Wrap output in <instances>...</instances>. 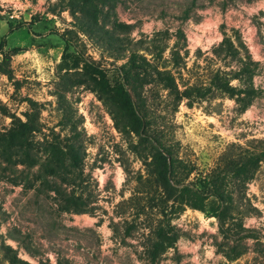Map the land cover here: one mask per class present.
Returning <instances> with one entry per match:
<instances>
[{"label":"rangeland","instance_id":"obj_1","mask_svg":"<svg viewBox=\"0 0 264 264\" xmlns=\"http://www.w3.org/2000/svg\"><path fill=\"white\" fill-rule=\"evenodd\" d=\"M103 12L107 29L120 24L114 35L124 48L150 58L149 40L157 50L164 46L161 60L175 75L170 58L178 50L190 70L181 71L184 79L209 73L217 65L209 59L211 48L224 34L239 35L258 62L252 82L259 94L243 111L217 91L190 105L182 100L175 111L161 86H145L144 96L153 129L194 165L189 180L222 156L258 148L264 139V0H115ZM3 37L0 134L12 119L24 120L31 99L40 116L33 136L38 154L43 151L39 163L44 143L73 145L78 162L69 166L67 154L66 167L49 175L39 164H9L0 156V245L33 264H264V160L235 197V219L222 229L208 211L170 213L150 158L133 133L116 125L108 103L114 66L128 54L113 59L78 29L61 0H0ZM63 110L72 114L70 123ZM160 226L165 237L157 239ZM156 240L163 247L150 261ZM1 248L0 264H6Z\"/></svg>","mask_w":264,"mask_h":264},{"label":"trees","instance_id":"obj_2","mask_svg":"<svg viewBox=\"0 0 264 264\" xmlns=\"http://www.w3.org/2000/svg\"><path fill=\"white\" fill-rule=\"evenodd\" d=\"M61 1L70 9L78 29L96 44L113 52L111 54L113 59L117 60L128 54L124 63L114 66L116 79L107 99L116 125L121 126L124 133H133L138 139L137 142L146 151L145 156L150 158L154 178L161 189V195L159 194L161 202L169 203L170 213H178L186 207L208 211L216 218L219 228L222 229L226 222L235 219L232 213L235 208V197L253 178L264 160V139L259 141L257 149L243 148L234 154L222 156L211 170L189 180L194 172V165L177 155L173 144H167L165 141V134L162 131L153 129L154 116L149 113L144 92L147 85L161 86L166 91L171 110L175 111L182 100H187V104L190 105L192 100L204 99L217 91L240 102V110L243 111L251 99L259 94V90L253 87L252 82L258 62L251 59L240 36L234 34L232 38L224 34L211 48L209 59L217 65L207 73L208 75L204 74L194 80L184 79L181 71L189 69L185 68V62L178 50H175L170 58L171 65L178 73L175 75L161 60L164 46L157 50L153 39L149 40V48L154 50L152 53L149 51L151 57L148 58L140 53L138 48L129 46L124 48L122 40L114 35L120 24L111 22L110 29L105 27L109 16L108 12H103V8L112 7L115 0ZM176 35L183 37L181 30H177ZM60 37L69 46L75 45L62 35ZM4 41L3 37L0 41V52ZM8 75L10 76L9 72ZM232 80H237L242 85H232ZM27 102L29 111L24 114V120L12 119L8 130L0 134V156L9 164H23L28 167L39 164V167H44L49 175H56L59 167H66L63 157L69 154L71 162L68 165L76 167L78 154L74 151L73 145H68L65 150L60 146L44 143L42 146L45 156L39 163L43 158V151L38 154L37 142L33 140V136L40 131V116L36 102L31 99ZM63 112V121L70 123L72 114L67 110ZM66 179L68 180H63L69 183L70 179ZM236 227L239 228V232L243 230L240 222L236 223ZM163 237L165 235L160 226L157 239ZM162 247L161 241H154L149 251L150 261L155 260ZM0 248L6 264H33L19 258L17 252L8 245H0ZM38 264L50 263L40 261Z\"/></svg>","mask_w":264,"mask_h":264}]
</instances>
